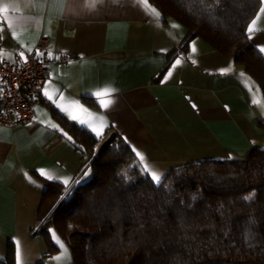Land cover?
Here are the masks:
<instances>
[{"label":"crops","instance_id":"crops-1","mask_svg":"<svg viewBox=\"0 0 264 264\" xmlns=\"http://www.w3.org/2000/svg\"><path fill=\"white\" fill-rule=\"evenodd\" d=\"M90 3L0 0V8L14 4L18 9L9 7L0 12V56L13 59L16 50L28 52L41 36L57 54L72 55L69 61L50 65L43 85L50 80L49 94L58 89L65 97L63 103L75 101L88 112L104 115L109 126L103 130L102 140L107 141L115 133L132 150L140 151L145 160L141 163L136 158L143 172L147 164L164 177L170 169L189 162L242 159L254 148H264V96L243 64L202 38L189 36L185 27L173 19L163 20L160 16L154 20L150 9L155 7L148 0H100L95 6ZM262 8L260 0L248 24L255 19V31H247V38L264 56L260 51L264 47ZM173 24L179 27L173 28ZM178 58L181 64L164 80ZM225 67L231 71L221 74L219 70ZM105 87L117 90L116 102L102 111L93 93ZM54 99L58 100V94ZM72 111L78 119L86 118L85 113ZM60 120L96 136L47 100L42 88L31 121L12 127L0 125V259H5L9 243L15 259L17 242L21 264L41 258L45 246L36 232L37 209L51 181L38 170L71 177L70 187L89 171V161L67 138L70 134ZM48 123L56 124L57 129L48 127ZM48 232L57 250L44 262L73 264L67 244L53 227ZM52 232L68 249V256L59 262L55 258L61 250Z\"/></svg>","mask_w":264,"mask_h":264},{"label":"trees","instance_id":"trees-1","mask_svg":"<svg viewBox=\"0 0 264 264\" xmlns=\"http://www.w3.org/2000/svg\"><path fill=\"white\" fill-rule=\"evenodd\" d=\"M148 1L163 20L177 21L189 36L243 64L264 96V56L247 38L260 0ZM61 125L89 161V175L56 206L64 186L47 184L36 231L45 248L32 264H46L57 250L50 227L67 244L73 264H264V148L242 159L172 168L156 187L118 134L95 151L101 137L66 120ZM0 264H15L11 243Z\"/></svg>","mask_w":264,"mask_h":264},{"label":"built area","instance_id":"built-area-1","mask_svg":"<svg viewBox=\"0 0 264 264\" xmlns=\"http://www.w3.org/2000/svg\"><path fill=\"white\" fill-rule=\"evenodd\" d=\"M1 47L0 39V49ZM36 49H40L45 55L36 57ZM21 51L16 50L13 59L0 56V88H3L0 93L1 126L12 127L31 121L34 117V103L43 83L48 79L50 65L56 61L66 62L73 58L70 54H57L42 36L37 40L31 54L24 51L28 57L26 63L21 61L18 55ZM48 52L52 53V58L48 57Z\"/></svg>","mask_w":264,"mask_h":264},{"label":"snow or ice","instance_id":"snow-or-ice-1","mask_svg":"<svg viewBox=\"0 0 264 264\" xmlns=\"http://www.w3.org/2000/svg\"><path fill=\"white\" fill-rule=\"evenodd\" d=\"M58 3H60L61 5L63 4V0H57ZM100 0H91V3L89 6H95L96 3H99ZM262 3H264V0H261ZM144 3H147V0H144ZM11 7L13 9V11H17L18 9L16 8V5H8L5 6L4 8H0V12H6L8 11V8ZM151 13L154 14L153 19L158 21L160 19L161 14L155 9V8H151L150 9ZM262 12H264V8L261 9ZM257 21L254 19L252 20L251 24L248 26V33L251 34L255 31L254 29V25H256ZM173 28H178V25L173 24L172 25ZM249 38L251 39V35H249ZM28 53L31 54L33 52L32 48H28L27 49ZM196 51L195 46L192 47V52L194 53ZM261 52H264V47L260 48ZM21 61L23 62H27L28 57L25 55L24 51H21L18 53ZM35 55L36 57H43L45 55V53L43 51H41L40 49H36L35 51ZM49 58H52V53L48 52L47 53ZM57 59L59 57H56ZM192 63L195 64L196 61L192 60ZM181 64V59H176L175 62L172 64L171 69H169L167 71V74L164 76V80H167L171 75H172V69H175L178 65ZM221 74H226L228 72L231 71L230 67H225L219 70ZM241 76H243L244 74L241 73ZM50 80L47 81L45 83V85L42 86V94L43 96L51 101L53 104L56 105V107H58L61 111L65 112L68 117L70 119H72L73 121H77L81 124L86 126L87 128H89L95 135L97 138H99L102 133L103 130L105 128H107L108 122L106 120V117L104 115H97V114H93L91 112H88L87 109H84L82 107V105H80L78 102H71V103H63L65 101V97L63 96V93L60 92L58 89L56 90L55 93L53 94H49V84H50ZM116 89L112 88V87H105L103 90L101 91H97L95 93H93V95L97 98V103L98 106L101 108L102 111H107L109 110L114 104H115V94H116ZM3 92V88H0V93ZM58 94V100L54 99V96H56ZM72 110H76L79 112H83L86 114V118H80L78 119L77 114H75V111ZM41 123H45L44 121H41ZM48 127H51L52 129H57V125L54 123H48L47 125ZM65 136H67L66 133H64ZM69 140H71L72 138L70 136L67 137ZM133 151L135 153V156L139 159V161L141 163H143V161L145 160V156L138 150H136L135 148H133ZM231 158V157H229ZM39 174L41 176H45L49 181H56V182H60L62 183V185L65 187V195L68 193L69 189H70V182L72 181L71 177H64V176H60V175H54L51 172H45L44 170H38ZM144 173L149 175L150 180L152 182H154V186L156 187H163L162 181H163V174H158L155 171H152L147 164H144ZM82 175H87V171H85ZM80 181L79 179L74 181L73 183L78 184ZM254 197V193L253 195H250L248 197H245L246 200H252ZM192 199H197V197H193ZM181 203L183 204V201H181ZM185 207H188L187 205ZM141 227H143V225H141ZM52 231V230H50ZM52 235L54 237L55 243L58 245L59 249L61 250V255L57 256L55 259L59 262L61 261L62 258H66L68 256V249L66 248V246L64 245V243L60 240L59 237H57L55 235L54 232H52ZM15 259H16V264H21V251H20V246L19 243L17 242L16 244V251H15Z\"/></svg>","mask_w":264,"mask_h":264},{"label":"rangeland","instance_id":"rangeland-1","mask_svg":"<svg viewBox=\"0 0 264 264\" xmlns=\"http://www.w3.org/2000/svg\"><path fill=\"white\" fill-rule=\"evenodd\" d=\"M105 139H106V138H105ZM105 139L101 141L100 145L97 147V151L99 150V148H101V147L105 144V141H106ZM117 143H118V142H117ZM95 151H96V150H95ZM88 175H89V171H87V175H82L81 180L84 179V178H86V177H88ZM64 195H65V191H63V192L60 194V196H59V198L57 199V201L55 202L54 206H56V204H57V203H58V202L64 197ZM54 206H53V207H54ZM53 207H52V209H53ZM52 209H51V210H52ZM51 210L48 212V214L51 212ZM48 214H47V215H48ZM42 222H43V221H39V223L37 224L38 228L42 225Z\"/></svg>","mask_w":264,"mask_h":264},{"label":"water","instance_id":"water-1","mask_svg":"<svg viewBox=\"0 0 264 264\" xmlns=\"http://www.w3.org/2000/svg\"><path fill=\"white\" fill-rule=\"evenodd\" d=\"M97 151V150H96ZM96 153V152H95Z\"/></svg>","mask_w":264,"mask_h":264}]
</instances>
